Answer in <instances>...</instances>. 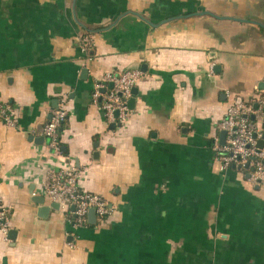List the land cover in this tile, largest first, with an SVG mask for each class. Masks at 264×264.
I'll return each mask as SVG.
<instances>
[{
    "label": "crops",
    "instance_id": "0c3cea01",
    "mask_svg": "<svg viewBox=\"0 0 264 264\" xmlns=\"http://www.w3.org/2000/svg\"><path fill=\"white\" fill-rule=\"evenodd\" d=\"M128 69L143 76L113 128L92 94ZM253 94L264 100V0H0V103L17 120L0 125V264H264V190L222 172L213 148ZM64 99L57 155L44 128ZM70 163L116 209L105 225L75 228L46 198Z\"/></svg>",
    "mask_w": 264,
    "mask_h": 264
},
{
    "label": "built area",
    "instance_id": "2783aa9c",
    "mask_svg": "<svg viewBox=\"0 0 264 264\" xmlns=\"http://www.w3.org/2000/svg\"><path fill=\"white\" fill-rule=\"evenodd\" d=\"M82 42L85 51L93 45L87 38ZM142 76L139 70L107 72L95 83L92 99L100 105L109 126L114 124L119 129L126 127L132 112L129 102ZM69 113L68 101L64 99L52 111L44 128L49 147L57 155L62 153L61 131L69 120ZM263 124L264 100L261 96L253 94L249 100H235L217 123V129L226 133L225 143L221 144L216 137L213 148L222 172L238 170L249 184L264 190V147H260L261 141H264ZM0 125L17 127L14 109L3 103H0ZM83 177L84 172L73 163L49 172L44 180L46 198L70 214L75 228L89 223L88 214L91 209H95L98 222L107 223L116 209L104 196L85 191L81 185ZM10 215V208L3 205L0 196V230L5 233L9 230Z\"/></svg>",
    "mask_w": 264,
    "mask_h": 264
},
{
    "label": "water",
    "instance_id": "95a60500",
    "mask_svg": "<svg viewBox=\"0 0 264 264\" xmlns=\"http://www.w3.org/2000/svg\"><path fill=\"white\" fill-rule=\"evenodd\" d=\"M136 93H137V90L136 88L133 90V97L130 99V102H129V106H130V109H134L135 107V102H136ZM112 127L114 128L115 125L113 124ZM225 137H226V133L225 132H222V139H221V144H224L225 143ZM260 147L263 148L264 147V141H261L260 143ZM55 207H59L58 204H55L54 205ZM88 218H89V222L92 223V224H97L98 220H97V214H96V211L95 209H91L89 211V214H88Z\"/></svg>",
    "mask_w": 264,
    "mask_h": 264
},
{
    "label": "trees",
    "instance_id": "16d2710c",
    "mask_svg": "<svg viewBox=\"0 0 264 264\" xmlns=\"http://www.w3.org/2000/svg\"><path fill=\"white\" fill-rule=\"evenodd\" d=\"M263 128H264V124H263ZM98 224H99V225H100V224H101V225H105L106 223H101V222H99ZM86 226H89V223H87Z\"/></svg>",
    "mask_w": 264,
    "mask_h": 264
}]
</instances>
